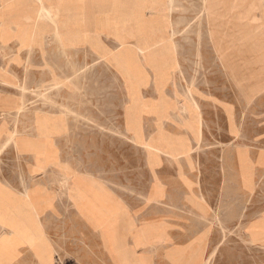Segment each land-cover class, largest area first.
<instances>
[{
	"label": "rangeland",
	"instance_id": "rangeland-1",
	"mask_svg": "<svg viewBox=\"0 0 264 264\" xmlns=\"http://www.w3.org/2000/svg\"><path fill=\"white\" fill-rule=\"evenodd\" d=\"M126 1L130 12L122 15V28L105 31L101 47L66 44L62 35L79 32H58L56 19L48 16L30 46L0 41V100L20 103L17 111L0 108V128L5 122L22 137L52 140L51 151L37 159L11 142L0 154L1 182L38 202L46 229L67 228L72 237L93 228L119 247L117 231L137 229L125 221L128 216L141 225L143 214L158 213L149 198L167 200L160 205L167 210L184 199L199 202L206 227L230 237L215 264L264 262L262 254L245 253L239 244L248 220L264 212V188L247 197L246 207L239 189L242 180L253 194L257 177L248 149L264 144V0ZM27 32L21 29L22 36ZM123 45L164 46L169 61L120 51ZM162 97L164 118L158 112ZM260 154L264 166V150ZM76 205L91 227L74 215L66 221ZM247 232L254 242L264 241V218ZM38 241L45 245V239ZM76 241L71 238L72 247ZM19 245L0 238V249Z\"/></svg>",
	"mask_w": 264,
	"mask_h": 264
},
{
	"label": "crops",
	"instance_id": "crops-1",
	"mask_svg": "<svg viewBox=\"0 0 264 264\" xmlns=\"http://www.w3.org/2000/svg\"><path fill=\"white\" fill-rule=\"evenodd\" d=\"M87 2L88 6H86ZM126 2V0H61L58 3L45 2L46 11H41L37 0L33 4H30L29 0H0V41L6 44L13 39H18L23 45L21 29H28L32 35L34 32L35 38L40 33L36 27L40 26L43 16H48L56 19V25L61 30L79 32L78 36L62 35L66 39V44L101 47L104 45L102 38L106 34L105 31L122 28L119 26V23L124 22L122 15L130 12V7L124 6ZM58 16L62 18L60 21ZM27 26H30L31 29ZM119 36L121 39H127L125 34ZM121 44L124 42L121 41ZM3 103L0 100V108H3V113L17 111L20 108V103L17 100ZM0 114L2 119L4 114ZM17 130L18 128L9 132L6 123L2 122L0 153L11 142L15 144L19 153L31 155L35 159L51 151V138L22 137V135L16 134ZM3 137L5 138L4 142L1 141ZM261 141L254 140L255 143ZM261 149L264 150V144L248 149V157L253 163L257 182L254 192L251 194L243 187L240 176L239 189L242 195L241 200L244 202L242 207H246L257 188L261 190L264 188V166L260 165ZM233 160L237 164L240 175V162L236 152L233 154ZM149 200L152 201L149 203L150 205L159 206L158 213L143 214L141 225L137 224L139 222L137 216H128L125 221L134 223L137 229L128 232V234L117 231L116 239L119 242L122 239V244L119 247L104 239L102 231L93 228L89 231H79L72 237L70 236L71 231H68L67 228L59 231L46 229L43 224L44 215H39L38 202L33 197L25 196L24 193H16L0 180V238L15 239L21 243V245L10 249L11 251L1 248L0 264H212L213 262L215 264L219 261L221 252L230 245V237L224 233L219 235L215 233L214 229L206 227L201 219L202 213L205 211L202 208L203 204L199 202L186 204L187 201L184 199L181 203H174L175 209L167 210L160 207L164 204L162 202L167 200L161 197L158 199L149 198ZM110 205L117 207V202L110 201ZM165 205H170V203H165ZM182 207L188 208L183 210ZM72 209L74 212L66 214V221L69 216L74 215L91 227L85 212H82L77 205ZM189 211H196L198 214L193 216ZM184 214L190 219H184ZM117 218L116 214L115 220ZM263 218L264 212H260L245 224V230L240 237L244 240L240 239L241 241H239L245 253L251 250L264 256V241L254 242L247 232V228L251 227L252 223H258ZM192 222L193 224L197 222L201 227L192 229ZM186 223H190L188 228H185L188 226ZM39 224L42 227L40 235ZM142 226L143 229H140ZM88 237L93 238V241L87 240ZM38 238L45 239V245H39ZM71 238L78 240L73 243V247ZM81 238L86 240L82 241ZM27 239H30V242ZM59 255H62L63 260L59 259ZM256 259L261 260L262 258L256 256ZM255 263L264 264L262 260Z\"/></svg>",
	"mask_w": 264,
	"mask_h": 264
},
{
	"label": "bare ground",
	"instance_id": "bare-ground-1",
	"mask_svg": "<svg viewBox=\"0 0 264 264\" xmlns=\"http://www.w3.org/2000/svg\"><path fill=\"white\" fill-rule=\"evenodd\" d=\"M38 1V3L41 5V11H46V8L44 7V3L46 2V0H37ZM60 1V0H59ZM172 1V0H171ZM186 1V0H185ZM217 1H219V0H217ZM243 1H245V0H243ZM237 2V1H236ZM172 3V2H171ZM179 3V2H178ZM206 3V2H205ZM240 4H241V2H239ZM260 3H261V1H260ZM168 4V3H167ZM207 4H208V2H207ZM221 4V3H220ZM219 4V5H220ZM237 4H238V2H237ZM236 4V5H237ZM169 5V4H168ZM260 5H262V4H260ZM184 7V6H183ZM182 7V8H183ZM205 7V6H204ZM235 7V6H234ZM237 7V6H236ZM261 8V7H260ZM260 8H259V10H260ZM237 9V8H236ZM238 9H239V4H238ZM253 10H255L254 8H252ZM251 9V10H252ZM258 9V8H257ZM154 10V9H153ZM152 10V11H153ZM156 10V9H155ZM188 10V9H187ZM250 11V10H249ZM155 12V11H154ZM177 12V11H176ZM203 14V13H202ZM246 16V15H245ZM247 17V16H246ZM185 19V18H184ZM245 19V18H244ZM181 20V19H180ZM178 21V20H177ZM176 21V22H177ZM192 22V21H191ZM184 24V23H183ZM159 25V24H158ZM200 27V26H199ZM56 28H57V30H59V26L58 25H56ZM200 29V28H199ZM12 30H14V29H12ZM163 32V31H162ZM189 32V31H188ZM159 33H160V31H159ZM178 33V32H177ZM185 34V33H184ZM183 34V35H184ZM33 35H35L34 34V32H33ZM31 33H25L24 34V36H22V38H23V40L24 41H22L23 42V46L24 47H28V46H30L31 45V41H30V37H34ZM185 40V39H184ZM203 40V39H202ZM145 42V41H144ZM159 43H160V41H159ZM142 45V44H141ZM158 45V44H157ZM139 47H140V45H139ZM147 47V46H146ZM149 47V46H148ZM153 47V46H152ZM154 47H155V45H154ZM127 49H129V50H134L133 52H136L138 55H143V58L144 59H147V57L148 58H150V57H154L157 61H162V62H164V63H166L167 61H169L167 58H165V57H163V55H162V53L164 52V46H161V47H159V48H147V49H143V48H136V49H134L133 47H131L130 45L129 46H127V45H123L119 50L121 51H124V50H127ZM179 51V50H178ZM183 52V51H182ZM178 53V52H177ZM140 55V56H141ZM181 56V55H180ZM141 58H142V56H141ZM28 62V61H27ZM154 67L153 68H156V69H158V66H162V64L159 62V63H156V64H154L153 65ZM196 66V65H195ZM139 69H140V71H141V69H142V67L140 66L139 67ZM141 74L144 76V78L145 79H143V82L144 81H146V77H145V73L143 72V71H141ZM26 90V89H25ZM37 94V93H36ZM162 95V94H161ZM186 96V95H185ZM196 103V102H195ZM198 105V104H197ZM165 107V103H164V101H163V97H162V99L160 100V103H159V116L160 117H163V114H164V108ZM185 109H187V108H185ZM134 111V116H135V118L138 120V115H139V111H137V109H134L133 110ZM188 111V110H187ZM186 111V112H187ZM188 113V112H187ZM9 114V113H8ZM7 114V115H8ZM1 115V114H0ZM17 115V114H16ZM3 117V116H2ZM19 118V117H18ZM164 118V117H163ZM175 118H176V116H175ZM178 118V117H177ZM142 119V118H141ZM139 121V120H138ZM44 123V122H43ZM44 125V124H43ZM186 128H188V126L186 127ZM202 130V129H201ZM142 131V130H141ZM137 133H139L140 134V128H138L137 129ZM142 133V132H141ZM143 134V133H142ZM7 142V141H6ZM6 146H8V145H6ZM5 146V147H6ZM4 148V147H3ZM2 150V149H1ZM4 150V149H3ZM1 154V153H0ZM75 177V176H74ZM67 178V177H66ZM90 182H87L86 183V185H88V187H91V189H89L88 191L90 192V191H93V188H92V186L89 184ZM9 187V186H8ZM10 188V187H9ZM159 191V190H158ZM97 194H99L98 192H97ZM158 196H160V191H159V193H158ZM100 199H101V196H100ZM104 200V199H103ZM38 216V215H37ZM39 231H42V227H41V225H39Z\"/></svg>",
	"mask_w": 264,
	"mask_h": 264
}]
</instances>
